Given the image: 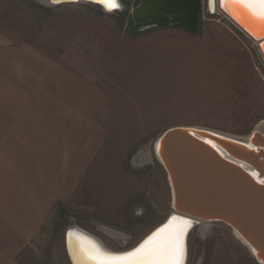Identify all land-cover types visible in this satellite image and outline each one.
<instances>
[{
  "label": "rangeland",
  "instance_id": "rangeland-1",
  "mask_svg": "<svg viewBox=\"0 0 264 264\" xmlns=\"http://www.w3.org/2000/svg\"><path fill=\"white\" fill-rule=\"evenodd\" d=\"M122 1L124 23L119 12L92 4L0 0V32L8 41L62 64L103 104L90 166L71 199L56 204L18 251L20 264H71L65 233L72 226L115 252L134 248L172 213L166 173L154 156L166 130L199 127L246 139L264 121V72L223 20L204 12L194 34L184 28L135 33L130 11L139 0ZM79 133L34 137L37 145L27 154L33 178L47 179L44 171L70 157L72 148L84 149L91 138ZM146 154L151 161H144ZM187 264L258 263L227 225L212 222L191 231Z\"/></svg>",
  "mask_w": 264,
  "mask_h": 264
},
{
  "label": "water",
  "instance_id": "water-1",
  "mask_svg": "<svg viewBox=\"0 0 264 264\" xmlns=\"http://www.w3.org/2000/svg\"><path fill=\"white\" fill-rule=\"evenodd\" d=\"M39 2L46 7L92 4L107 14L123 13L126 8L122 0H116L119 7L111 10L98 0ZM226 8L224 0H140L131 8L130 17L139 32L184 28L194 34L204 12L217 16L247 42L264 72V27L252 18L239 19ZM154 156L166 173L172 213L140 244L109 255L134 252L154 233L176 221L183 222V264H187L191 231L203 223L219 222L237 234L258 264H264V131L254 130L248 138L239 139L206 128L173 127L155 141ZM80 237L93 239L105 250L106 246L93 235L77 226L69 227L65 248L71 264H81L72 256L70 244L73 238Z\"/></svg>",
  "mask_w": 264,
  "mask_h": 264
},
{
  "label": "crops",
  "instance_id": "crops-1",
  "mask_svg": "<svg viewBox=\"0 0 264 264\" xmlns=\"http://www.w3.org/2000/svg\"><path fill=\"white\" fill-rule=\"evenodd\" d=\"M100 105L96 91L62 64L0 32V264H20L18 251L56 204L71 199L99 147ZM77 129L90 136L86 147L45 170L47 179H34L33 138L76 136Z\"/></svg>",
  "mask_w": 264,
  "mask_h": 264
},
{
  "label": "snow or ice",
  "instance_id": "snow-or-ice-1",
  "mask_svg": "<svg viewBox=\"0 0 264 264\" xmlns=\"http://www.w3.org/2000/svg\"><path fill=\"white\" fill-rule=\"evenodd\" d=\"M98 2L104 3L109 10L119 7L116 0H98ZM224 4L225 6L231 4L242 9L250 18L264 27V0H224ZM184 223L190 224L188 221ZM164 231L165 229H160L134 252L123 256L103 253L95 245H90L83 251L90 260L94 261V264H183V257L186 254L183 229H175L158 239L160 232Z\"/></svg>",
  "mask_w": 264,
  "mask_h": 264
},
{
  "label": "bare ground",
  "instance_id": "bare-ground-1",
  "mask_svg": "<svg viewBox=\"0 0 264 264\" xmlns=\"http://www.w3.org/2000/svg\"><path fill=\"white\" fill-rule=\"evenodd\" d=\"M232 15H234L235 17H246V18H249V19H251L246 13H244V11L242 10V9H239V8H237L236 6H234V5H231V4H229V5H227V8H226ZM242 14V15H241ZM239 18V19H240ZM256 130H261V131H264V121H262L259 125H258V127H257V129ZM212 146H214V147H216L214 144H212V143H210ZM141 158V157H140ZM144 161L145 162H149V161H151V156H149V155H145V157H144ZM143 161V162H144ZM202 225V224H201ZM201 227H204V226H201ZM165 229V231L164 232H160V234H159V237H158V239H160V238H162V237H164L167 233H169V232H172L173 230H175V229H183V222H176V221H174V222H172L170 225H168V227L167 228H164ZM234 234V236L236 237V239H238L243 245H244V243L240 240V238L237 236V234L236 233H233ZM149 235V234H148ZM147 235V236H148ZM146 238V237H145ZM144 238V239H145ZM143 239V240H144ZM142 240V241H143ZM141 241V242H142ZM140 242V243H141ZM139 243V244H140ZM70 244H71V246H72V256L74 257V258H76V259H78V261H79V263H81V264H83L84 262L86 263V264H94V261H92V260H90L86 255H85V253H84V251H83V249H85V248H87L88 246H90V245H95L94 244V242H93V239H90V238H73L72 240H71V242H70ZM96 246V245H95ZM96 247H98V246H96ZM99 248V247H98ZM103 253H108V254H120V253H123V252H115V251H113V250H111L110 248H108L107 246L105 247V250L103 249H101V248H99ZM75 262H76V260H75ZM77 263V262H76Z\"/></svg>",
  "mask_w": 264,
  "mask_h": 264
},
{
  "label": "trees",
  "instance_id": "trees-1",
  "mask_svg": "<svg viewBox=\"0 0 264 264\" xmlns=\"http://www.w3.org/2000/svg\"><path fill=\"white\" fill-rule=\"evenodd\" d=\"M139 1H140V0H139ZM139 1H138V2L136 1V2H135V5H137V4L139 3ZM120 14H121V15H120V22H121V23H124V21H125V17H126V16H125L124 12H123V13H120ZM130 22H131V24H132V26H133V22H132V20H130ZM133 29H134V27H133ZM134 32H135V33H139V31H137V30H135V29H134Z\"/></svg>",
  "mask_w": 264,
  "mask_h": 264
}]
</instances>
